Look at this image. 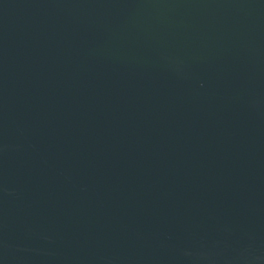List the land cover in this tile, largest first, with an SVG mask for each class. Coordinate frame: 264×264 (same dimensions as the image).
Returning a JSON list of instances; mask_svg holds the SVG:
<instances>
[{
    "label": "water",
    "instance_id": "1",
    "mask_svg": "<svg viewBox=\"0 0 264 264\" xmlns=\"http://www.w3.org/2000/svg\"><path fill=\"white\" fill-rule=\"evenodd\" d=\"M0 264H264V0H0Z\"/></svg>",
    "mask_w": 264,
    "mask_h": 264
}]
</instances>
